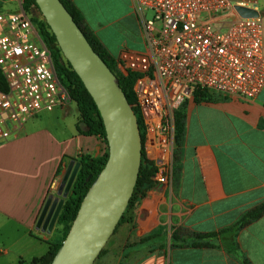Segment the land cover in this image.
Here are the masks:
<instances>
[{
	"label": "crops",
	"instance_id": "0c3cea01",
	"mask_svg": "<svg viewBox=\"0 0 264 264\" xmlns=\"http://www.w3.org/2000/svg\"><path fill=\"white\" fill-rule=\"evenodd\" d=\"M72 1L111 54L120 56L124 48L114 51L100 37L87 0ZM257 8L264 28V0H257ZM0 9L16 5L0 0ZM126 15L138 21L144 49L131 0ZM181 109L187 127L177 177L139 200L100 264H243L229 251L236 245L252 264H264V214L238 232L236 245L229 233L205 247L179 244L195 233L233 227L264 201V89L255 99L208 91L199 101L190 93ZM79 118L71 101L41 110L0 140V264H30L47 253L51 232L37 224L48 197L58 196L71 161L105 152L101 138L78 131ZM173 234L179 245H171Z\"/></svg>",
	"mask_w": 264,
	"mask_h": 264
},
{
	"label": "built area",
	"instance_id": "2783aa9c",
	"mask_svg": "<svg viewBox=\"0 0 264 264\" xmlns=\"http://www.w3.org/2000/svg\"><path fill=\"white\" fill-rule=\"evenodd\" d=\"M10 1L15 10H0V70L8 84V91L0 90V140L41 110L72 101L26 10L28 0ZM131 1L144 49H123L118 64L125 73L139 74L134 90L148 142L167 160L175 112L193 88L245 99H255L264 89L262 17H242L236 10H258L257 0ZM152 132L161 141L154 142ZM158 173L159 168L154 179Z\"/></svg>",
	"mask_w": 264,
	"mask_h": 264
},
{
	"label": "water",
	"instance_id": "95a60500",
	"mask_svg": "<svg viewBox=\"0 0 264 264\" xmlns=\"http://www.w3.org/2000/svg\"><path fill=\"white\" fill-rule=\"evenodd\" d=\"M74 71L94 99L103 119L108 159L85 197L51 264H94L128 207L137 184L143 141L134 104L119 78L94 50L62 0H35ZM242 17H261L259 10L236 6ZM81 163L70 162L58 196L51 194L38 227L51 232L68 198Z\"/></svg>",
	"mask_w": 264,
	"mask_h": 264
},
{
	"label": "trees",
	"instance_id": "16d2710c",
	"mask_svg": "<svg viewBox=\"0 0 264 264\" xmlns=\"http://www.w3.org/2000/svg\"><path fill=\"white\" fill-rule=\"evenodd\" d=\"M66 8L73 15L75 21L83 30L88 41L94 48V50L103 58L110 69L119 78L121 87L123 88L130 103L134 104V110L138 118L140 125L142 141H143V151H142V161L140 166V172L137 180V184L134 189V193L130 199L127 209L122 215L120 222L118 223L114 233L116 232L118 226L122 224L127 216L131 213L132 209L139 202V200L146 196L147 192L155 186V175L158 172L157 163L150 159L145 151L146 142V124L140 106L138 105L137 95L134 90V84L138 73L128 72L120 73L117 64L118 60L102 43L100 38L86 25H84V16L79 8L75 5L72 0H62ZM2 10V9H0ZM26 10L31 15V18L41 36L46 46L50 49L52 53V58L57 70L58 77L63 84V86L68 90L72 101H74L80 112V118L77 125L78 131L86 135H95L103 140L106 144L105 152L100 156L83 155L81 156L79 162L81 163L80 170L76 176L73 183L71 192L66 199L63 209L60 213L58 224L62 226V238L57 242H50L47 240L49 249L46 254L40 257H34L30 264H51L58 249L60 248L63 240L66 238L71 225L78 213L81 202L85 197L90 186L104 167L108 159L109 147L106 138V130L104 126L103 119L100 115L98 107L86 89L84 83L78 74L74 71L70 63L65 60L64 55L57 43L56 37L51 31L50 27L38 14H36L38 6L35 0H28L26 4ZM0 90L8 91L7 81L0 70ZM209 90L201 88H193L192 94L197 100H206ZM175 142L177 144V155L180 152L185 136H186V115L182 111L181 107L175 112ZM178 159V157H177ZM264 214V201L260 204L254 206L252 209L248 210L244 216L231 228L221 230L220 232H210V233H195L191 240H181L180 245H188L193 247H205L211 245L213 239L219 235H224L229 233L230 237L233 239V245H236V236L238 232L249 225L253 221L258 220ZM113 233V234H114ZM154 234L143 238L142 241H146L153 237ZM177 234L172 235V246L179 245L176 244L178 239ZM106 247V246H105ZM103 248L98 258H100L105 252L106 248ZM229 251L235 254L241 259L243 264H252L249 258L240 250L236 245L235 248H229ZM97 258V259H98ZM97 259L95 261H97ZM95 263V262H94Z\"/></svg>",
	"mask_w": 264,
	"mask_h": 264
},
{
	"label": "rangeland",
	"instance_id": "374dc122",
	"mask_svg": "<svg viewBox=\"0 0 264 264\" xmlns=\"http://www.w3.org/2000/svg\"><path fill=\"white\" fill-rule=\"evenodd\" d=\"M86 5L88 9L87 12L92 13L90 16L93 20V25L98 28L100 37L104 39V41L110 48H112L114 51L123 48L142 50V39L138 33V21L133 17H127L126 15L129 11V0H87ZM36 12V14L42 17L39 10H37ZM147 16L152 17V12L147 11ZM84 25H86L85 21ZM118 57L119 55L116 57L117 60ZM117 68L120 73H125V71L119 66V64H117ZM157 135L158 134L156 132H152L150 134L151 139L154 140V142L161 141L157 138ZM147 137L148 128L146 129L145 151L148 157L157 163L159 173L161 174L159 177L155 178V185L165 183L170 184L177 177L175 164L177 162L178 155L177 144L175 142V128L173 135H167V143L169 144L167 148L169 149V156L167 160L166 157L161 154L160 150L157 147H152L153 143L151 141L149 143ZM122 225L123 224H120L118 226L116 232L109 239L105 247V252L100 258L97 259V261H95L94 264H100L104 255L109 252ZM62 234V226L57 222L51 233L48 235V241L53 243L57 242L62 238ZM45 246L47 250L48 244L45 243Z\"/></svg>",
	"mask_w": 264,
	"mask_h": 264
}]
</instances>
